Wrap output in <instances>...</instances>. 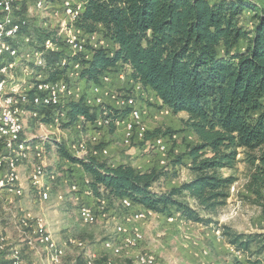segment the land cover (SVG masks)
<instances>
[{
	"label": "trees",
	"instance_id": "16d2710c",
	"mask_svg": "<svg viewBox=\"0 0 264 264\" xmlns=\"http://www.w3.org/2000/svg\"><path fill=\"white\" fill-rule=\"evenodd\" d=\"M82 2L83 12L76 26L88 35H100L107 47H86L88 59L81 53H70L69 57L70 50L56 38V31L37 27L32 36L26 30L24 33L35 38L38 45L53 37L59 47L44 56V80L64 79L68 67L61 70L57 64L68 59L81 65L80 79L88 90L115 73L119 64L128 65L136 84L152 90L172 114L186 115L183 124L197 138L187 152L194 178L164 193L154 191L163 174L161 170L141 171L130 164L114 167L100 157L79 160L63 148L61 155L80 166L89 177L94 197L101 198L103 192L107 199H126L130 206L132 203L160 215L176 209L182 220L209 224L226 206L235 182L234 176H224L222 171L235 169L238 156H243L251 170L248 190L264 200V14L254 1ZM26 10L23 5L22 13ZM246 10L255 12L256 22L251 28L241 22ZM101 106L89 107L85 97L71 101L66 119L71 124L80 119L93 124ZM107 108L103 121L114 130V124L125 118L127 112ZM44 111L45 122H50L53 110ZM159 132L156 129L145 137ZM180 160L173 165L178 166ZM224 234L237 246L245 238L230 229ZM242 245L248 247L247 242ZM4 257L0 253V264L6 263Z\"/></svg>",
	"mask_w": 264,
	"mask_h": 264
},
{
	"label": "rangeland",
	"instance_id": "374dc122",
	"mask_svg": "<svg viewBox=\"0 0 264 264\" xmlns=\"http://www.w3.org/2000/svg\"><path fill=\"white\" fill-rule=\"evenodd\" d=\"M45 1L46 4H44L42 10H35L34 5L30 1L19 0L28 9L27 14L31 19L30 25L32 27V30L29 29V32H31L32 36L41 27L50 29L51 31H58L66 23L63 20L66 16L62 8V0ZM74 1L79 4L82 3V0ZM252 1L264 14V0ZM55 12L58 15L54 14ZM254 19L255 12L253 10H246L242 15L241 22L243 25L251 28L253 23L256 22ZM37 27L39 28L37 29ZM102 39L100 35L94 34V39H86L85 45L87 48L88 46L91 47V45L93 46ZM19 48L20 57L16 59V68L9 78L13 82L19 83L23 89L28 90L37 81H43L44 77L42 75L37 76L40 70L36 69L32 71L34 69L32 63L34 58L23 59L27 57L26 52L28 50L31 49L32 51L33 46L20 45ZM70 53L72 54V52H68L69 57H71ZM7 60H12V58L7 56L4 61ZM25 70H27V75L25 74ZM110 75L111 82L108 86V91L112 90L115 95L131 92L136 85L131 72L124 65L119 64L116 72ZM121 76L124 77V80L121 79ZM39 77L41 78L39 79ZM131 82L135 85L131 84ZM73 83L84 90L82 95L90 94V89H85V83L80 80V77L77 79L75 77ZM143 90L142 94L139 93L140 98L138 99L141 101L142 109L144 107L145 115L142 117L143 122L141 121V124L144 126L145 131L139 132L137 129L131 140L126 139V126L123 123L119 125L114 124V130H111V124L104 128L95 124L98 127L96 128L95 125L88 124V122L86 124L83 119L73 124L67 119H62L59 121L60 123L53 125L47 121L45 122L44 118L42 120H33L29 116L24 117V132L21 134L20 139L21 141H29L33 146L39 147L42 153V165L46 167V171L56 174L55 180L48 181L51 187L50 192H54L53 194L50 193V199L46 203L40 199L35 188L32 186L30 181L31 171L33 167L39 164L33 155L31 161L22 165L30 166L27 169L24 196L20 198L13 196L12 212H8V204L6 205L4 200H0V234L10 238L8 241L9 246L6 249L8 252L2 254L16 249L19 251V254L14 255V257H20V260L24 261V264H31V251L24 245L21 239L16 219L17 217L19 219L24 212L28 211L40 217H44L43 214L45 213L50 214V224L54 227L52 229L50 226V228L57 241L75 238L74 240L82 241L85 244L86 248L84 250L73 246L66 248L63 259L69 264H79V261L83 262L84 254L87 251L96 253L100 258L101 262L97 261L96 264H106L109 261L112 264H137V257L141 255L153 256L157 260V264H264V200L257 198L248 190L251 170L242 160L243 156H238L239 160L235 169L222 171L224 176H234L235 182L230 188V198L226 206L220 211L216 219H213L212 223L201 224L182 220L177 215L176 209H171L164 215L154 212L156 215L153 213L145 221L143 220L136 224L140 226L139 229L144 234V242L142 241L139 244L140 246L138 245L139 247L123 251L121 256L111 255L104 251V241L115 238L113 223L116 221L120 222L122 217L129 215L132 211L136 212L145 208L134 206L132 203L131 206L125 207L123 202H121L123 199H107L103 195V192L101 198H96L90 184L88 187L91 189L93 196H86L84 193V188H86L84 180L88 179L90 182V179L87 176L84 177L86 174L80 166L72 163L63 154L61 155L60 151L63 148L70 153L72 143L84 140L89 144V135L99 131L101 132L99 139L100 146H97V148L106 150L107 154H103L104 156L100 154L98 157L101 160L107 161L110 166L115 167L120 165L123 161L120 160L119 156L124 155L131 158L132 164L130 165L135 166L138 170L146 171L156 168L163 172L158 184L154 188V191L157 193L167 192L194 178V174L189 169L191 160L187 157V152L190 147L196 144L197 138L183 124V120L187 118L186 115L183 113L178 115L172 114L166 107L156 102L151 91L144 88ZM101 101L100 103L95 101L92 107L110 105V99L108 98ZM106 109H108L106 106L100 107L97 112L98 118L104 120L103 116H106L104 114ZM44 110H40V112L45 117L46 113ZM122 120L125 121L124 118ZM156 129L160 131L158 134L149 136V138L145 137L147 133H152ZM159 136L164 137L169 144L170 150L166 156H163L155 149L154 139ZM42 137H47L45 142L42 141ZM118 141L121 144H116ZM114 144L116 145L115 150L110 151L109 146L111 147ZM178 159H181L180 164L174 166L173 163ZM161 160L166 163L162 164ZM79 185L82 186L81 193L79 192ZM74 186L76 187V191L72 190ZM82 197L92 199L87 202L82 200ZM99 200L106 201L107 210L103 211L106 213V216L103 217V213L101 215L98 211V221L95 225L91 226L81 223L78 214L80 206L87 204L96 210H100ZM32 201L35 203H30ZM182 201L186 202V200ZM187 201L190 205H194L192 201ZM128 210L129 213L127 212ZM171 218H173V221L169 220ZM58 226L59 228H57ZM226 229H230L234 234L245 237L239 243L241 246L238 245V247L229 242V239L224 234ZM249 236L250 238H246ZM246 242L248 243V247L242 245V243ZM41 250L39 253H35L34 251L32 253L40 255V264H48V256ZM105 256L108 258L107 260H103ZM4 259H6V255ZM8 260L9 258L6 261Z\"/></svg>",
	"mask_w": 264,
	"mask_h": 264
},
{
	"label": "bare ground",
	"instance_id": "6f19581e",
	"mask_svg": "<svg viewBox=\"0 0 264 264\" xmlns=\"http://www.w3.org/2000/svg\"><path fill=\"white\" fill-rule=\"evenodd\" d=\"M28 1L34 5L35 10H42L44 4H46L45 0ZM62 8L64 9L66 16L63 20H65L66 23H64V25L61 26L58 31L56 30V38H59V41H61L65 47L72 52V56L81 53L84 55L85 59H88L89 53L86 49L85 41L86 39H94V35H88L84 33L82 29L76 26L78 18L83 12V7L81 6L79 8L78 2L62 0ZM22 11L23 4H21L19 0H0V87H2V91L0 93V116L3 117V120L7 122L9 127H14L13 130H9V135L0 133V145H3V149L6 150V155L2 159V174L6 181L2 182V189L17 190L19 187H21L22 193H13V196L17 198L24 196L25 185L21 179L20 168L24 163L31 161L32 156L34 155L39 164L33 167L30 181L40 199L43 202H47L50 199L51 193V187L48 181L55 180L56 174L54 172L46 171V167L42 165V153L38 146H33L29 143V141L26 140L21 141L20 136L24 132V117L26 118L29 116L33 120H42L44 115L42 116L40 110L43 109L44 105V109L50 108L54 112L53 115L50 116L51 120L49 123L53 125L54 123L58 124L60 123V120L66 119L67 105L71 101H79L82 97H85L86 104L89 107H92V104L95 101L100 103L102 102V99H110L111 93L108 91V86L111 82V76L107 75L103 77L102 83L100 85H94L92 88H90V94H83L81 97H74V83L73 85L70 83L72 82V76L73 79H75V77L76 79L81 77V65L78 62H69L68 59H62L57 64V67L61 70L68 67L66 77L57 82H47L45 80L37 81L31 89L39 91H32L30 95V88L25 90L19 85V83L13 82L12 79L9 78L10 74L16 68V59L20 57V45L28 47L33 46L32 51L30 49L26 52L27 57L25 58H34V60H32L34 66L32 71L36 69L40 70L37 73V76H43L42 71L46 68L44 56L49 52H56L59 50V47L55 43L53 37L46 38L42 44L38 45V43L28 34L29 29L31 28V19L29 18L28 14L25 16ZM54 14L58 15L57 12ZM26 30H28L27 34L24 33ZM37 47H42V50H38ZM104 47V39L99 40L93 46L91 45V48L93 49ZM7 56L11 57L12 60L4 61ZM10 66H12L11 72L9 69ZM129 77L131 78V76ZM40 78L41 77H39V79ZM121 79L124 80V77L121 76ZM134 83L131 82V84ZM83 91L84 90L79 86V92L82 93ZM143 91L144 90L141 88V86L136 84L131 92L123 93L121 95L114 94L115 98H120V105H122L121 107H114V109L120 112H127L124 120H130L133 115H135V113L136 119H139L134 120L135 129H129L128 136L127 127L125 128V136L127 140H131L134 137L135 131H137V129L139 132L144 131V126L141 124V121L143 122L142 117L145 115V113L142 109L141 101L138 99L140 98L139 93L142 94ZM99 92H102V96H104V98H99ZM52 93H54L53 101ZM20 99L21 107H19L18 103V100ZM64 113H66L65 116ZM95 124L101 128L109 125L107 121L104 122L100 118L96 120ZM96 128L98 127L96 126ZM95 131L97 130L95 129ZM100 133L101 132L97 131L95 134H90L89 144L84 140H78L72 143L70 146V153L73 156H77L78 150H83V154H85V156L88 158L98 157L100 154L106 155V150L97 148L98 139L96 134ZM42 138V141L45 142L47 137ZM157 139H159V137L154 139L155 149H157ZM161 141H163L164 144H168L167 140L162 136ZM157 151L163 156H166L169 152V150L166 148H159ZM161 163L165 164L166 162ZM84 181V185L86 187L84 188V193L85 195L92 197V192L88 187L89 180L85 179ZM72 190L76 191V187H72ZM121 202H123L125 207L130 206V202L126 199ZM98 203L100 205V210H96L92 206H89V209H91V211H93L95 214H98L97 212L99 211V213L101 215L103 213L105 217L106 213L103 211L106 209V201H98ZM127 212L129 213V210ZM78 214L81 223L85 225L92 226L98 221V217H90V210H88L87 207H83V204L80 206ZM150 215H153V212L148 210H138L136 212L132 211L129 215L122 217L120 222L116 221L113 223L115 238L104 241V251L111 255L121 256L123 251L137 247L142 241L144 242V234L139 229L140 226H137L136 224L142 222L143 220L145 221ZM16 219L18 221V230L21 234V239L24 242V245L31 251V243H36L32 245V251L39 253L42 249L41 251H43L48 256V264H69L63 259L66 248L71 246L83 250L86 248L82 241L74 240L75 238H69L60 245V242L55 239L47 220L42 216L40 217L32 214V212L27 211L24 212L19 217V219L18 217ZM113 220L115 221L114 218ZM169 220L173 221V218ZM30 222L39 230L38 234H34L32 229H30ZM9 239L10 238L8 236H3L0 234V253L8 252L6 249L7 246H9ZM18 254L19 251L16 249H12L9 253H6V260L8 258L9 260L6 261L5 264H24V261L20 260V257H14V255ZM84 256V264H96L98 261V259L95 258V256H98L94 252L87 251ZM156 261L157 260H155V258L151 255H141L137 257V264H157ZM106 264L112 263L109 261Z\"/></svg>",
	"mask_w": 264,
	"mask_h": 264
},
{
	"label": "built area",
	"instance_id": "2783aa9c",
	"mask_svg": "<svg viewBox=\"0 0 264 264\" xmlns=\"http://www.w3.org/2000/svg\"><path fill=\"white\" fill-rule=\"evenodd\" d=\"M70 2H75L74 0H70ZM83 2L81 4H79V8L82 6ZM7 13V12H6ZM27 11H25V16L27 15ZM107 47V42L105 41V48ZM23 59H28V58H23ZM10 72L12 70V66L9 67ZM66 73H67V69H66ZM25 74L27 75V70H25ZM106 81V80H105ZM71 85H73V76H72V82L70 83ZM74 87V97H81L82 93L79 92V86L73 85ZM55 89V88H54ZM2 91V87H0V93ZM32 91H39V90H32L30 87V95ZM111 91V98H110V105H105L106 107H110V109L114 108V107H121L122 105H120V98H115L114 93ZM53 94L52 93V101H53ZM22 97H29V96H22ZM99 98H104V96H102V92H99ZM19 103V107H21V99L18 100ZM54 103V102H53ZM43 109H44V105H43ZM144 109V107H143ZM66 115V113H64V116ZM64 118V117H63ZM134 120H139L136 119V113L135 115H133V117L128 120V121H120V119L117 120V123H123L125 124V126L127 127V136H128V130L129 129H135L134 128ZM55 124V123H54ZM91 124V123H88ZM95 125V123H93ZM14 127H9V125L7 124V122H5L3 120V117L0 116V133H5L7 135H9V130H13ZM143 130L145 131V128H143ZM100 135L101 134H96V137L98 139V146H100ZM157 141V149L159 148H166L167 150H170L168 147V144H164L163 141H161V136H159V139L156 140ZM0 200H4V202L6 203V205L8 204V212H12V203H13V193H22V188L19 187L17 190H9V189H2V182L6 181L5 178H3V174H2V159L4 158V156L6 155V150L3 149V145H0ZM79 160H88L89 158L87 156H85V154H83V150H78V155L74 156ZM161 162H165L163 160H161ZM83 183V182H82ZM79 192H82V186L79 185ZM83 207H87L88 210H90V217H98L97 214H95L93 211H91V209H89V205H85L83 204ZM147 210V209H145ZM104 217V215H102ZM88 217V218H90ZM30 229H32V231L34 232V234H38L39 230L34 227L31 222H30ZM36 244V243H31V259H32V264H40V258H39V254H33L32 253V245ZM95 258L98 259L99 262L100 258L96 257Z\"/></svg>",
	"mask_w": 264,
	"mask_h": 264
},
{
	"label": "crops",
	"instance_id": "0c3cea01",
	"mask_svg": "<svg viewBox=\"0 0 264 264\" xmlns=\"http://www.w3.org/2000/svg\"><path fill=\"white\" fill-rule=\"evenodd\" d=\"M130 72H131V74H132V70H131V68L128 66V65H124ZM149 91H151L152 92V94H153V96L155 97V99H156V102H158L159 104H161L159 101H158V99H157V97H156V95H155V93L152 91V90H150V89H148ZM120 123H118V125H119ZM116 144H121L120 143V141H118V143H116ZM115 147H116V145L114 144V145H112L111 147L109 146V148H110V151H114L115 150ZM120 157V160L121 161H123V162H125L126 164H132V162H131V158H129V157H127V156H124V155H120L119 156ZM120 163V164H125V163ZM131 162V163H130ZM131 166H133V165H131ZM134 168H136L135 166H133ZM28 168H30V166L28 167V165H24V166H22L21 168H20V173H21V177H22V181H23V183H24V185L26 184V174H27V169ZM87 175H84V177H86ZM25 178V179H24ZM53 192L54 191H52V193L51 194H53ZM52 196V195H51ZM87 196V195H86ZM89 197V196H88ZM92 199V198H91ZM91 199H88V198H86V197H82V200H85V201H87V202H89V201H91ZM34 201H32V202H30V203H33ZM50 202V201H49ZM35 203V202H34ZM46 203H48V202H46ZM31 205V204H30ZM43 216H44V218L47 220V222H48V224L51 226V228L53 229L54 227L52 226V224H50V214H43ZM59 225V224H58ZM56 228V227H55ZM57 228H59V226L57 227ZM59 241V240H58ZM66 240H62V241H59L60 243V245L62 244V243H64ZM106 252V251H105Z\"/></svg>",
	"mask_w": 264,
	"mask_h": 264
}]
</instances>
